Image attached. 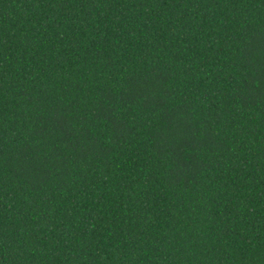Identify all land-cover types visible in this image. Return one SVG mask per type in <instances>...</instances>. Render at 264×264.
Returning a JSON list of instances; mask_svg holds the SVG:
<instances>
[{
    "label": "trees",
    "instance_id": "trees-1",
    "mask_svg": "<svg viewBox=\"0 0 264 264\" xmlns=\"http://www.w3.org/2000/svg\"><path fill=\"white\" fill-rule=\"evenodd\" d=\"M0 264H264V0H0Z\"/></svg>",
    "mask_w": 264,
    "mask_h": 264
}]
</instances>
